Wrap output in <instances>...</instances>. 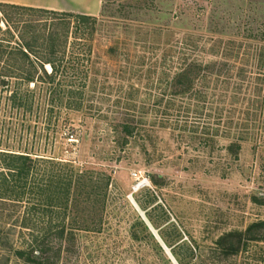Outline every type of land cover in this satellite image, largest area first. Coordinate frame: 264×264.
<instances>
[{"label":"rangeland","instance_id":"rangeland-1","mask_svg":"<svg viewBox=\"0 0 264 264\" xmlns=\"http://www.w3.org/2000/svg\"><path fill=\"white\" fill-rule=\"evenodd\" d=\"M97 17L89 70L97 78V97L100 91L109 94L101 103L93 101L102 106L101 118L93 111L63 110L52 118L27 119L9 110L7 92L0 94V151L55 156L111 177L103 208L99 204L91 214L84 210L91 204L79 205L80 224L93 222L95 229L79 232L77 249L60 264H179L172 248L182 256L194 245L201 254L184 258L188 264H264V242L228 258L208 257L224 235L264 220V68L249 65L250 81L239 92L214 90L211 120L216 108H224L221 124L231 122L214 150L182 141L178 130L156 128L150 138L133 139L120 151L106 123L108 107L119 97L120 105L126 102L120 91L124 67L140 62L146 68L158 65V72L174 71L183 55L204 62L220 58L230 40L263 47L264 0H103ZM167 48L173 55L165 59ZM241 59L235 60L239 66ZM46 94H34L43 107L50 105ZM242 132L234 160L226 146ZM151 174L162 175L159 187Z\"/></svg>","mask_w":264,"mask_h":264},{"label":"trees","instance_id":"trees-1","mask_svg":"<svg viewBox=\"0 0 264 264\" xmlns=\"http://www.w3.org/2000/svg\"><path fill=\"white\" fill-rule=\"evenodd\" d=\"M98 24L97 16L0 2V94L7 92L9 110L27 119L33 114L52 118L63 110L93 111L101 118L102 106L94 102L101 103L109 94L100 91L97 97V78L89 70ZM260 33L264 35V29ZM224 45L220 58L206 62L183 55L174 71L158 72V65L146 68L140 62L122 68L120 78L125 86L120 91L126 102L120 105L119 97L106 113L115 147L125 150L133 139L145 141L156 128H167L178 130V137L188 144L214 150L219 133H225L231 124H221L224 108H216L217 115L211 120L214 90L239 92L250 81L249 65L260 71L264 68V40L263 47L251 48L233 40ZM169 55H173L171 48L165 50L164 58ZM239 56L241 66L235 62ZM260 77L256 78L258 84L263 83ZM39 90H47L49 106L43 107L41 98L34 97ZM149 113L154 114L151 121L145 118ZM248 114L246 119H251ZM243 134L234 136L226 146L234 160L240 155ZM150 181L159 187L163 177L151 174ZM110 183L111 177L104 172L79 170L72 161L1 150L0 264L69 261L77 249L78 233L96 225L80 224L84 222L79 218V205L91 204L90 208L83 206L91 214L97 205L103 208ZM257 242H264V220L224 235L218 246L210 248L208 257L238 255ZM180 251L172 248L179 264H188L184 258L191 261L197 252L201 254L195 245L187 246L182 256Z\"/></svg>","mask_w":264,"mask_h":264},{"label":"crops","instance_id":"crops-1","mask_svg":"<svg viewBox=\"0 0 264 264\" xmlns=\"http://www.w3.org/2000/svg\"><path fill=\"white\" fill-rule=\"evenodd\" d=\"M103 0H0L12 4L98 16Z\"/></svg>","mask_w":264,"mask_h":264}]
</instances>
